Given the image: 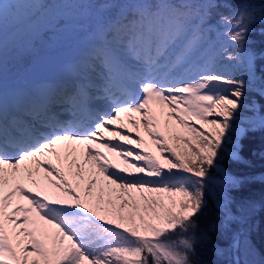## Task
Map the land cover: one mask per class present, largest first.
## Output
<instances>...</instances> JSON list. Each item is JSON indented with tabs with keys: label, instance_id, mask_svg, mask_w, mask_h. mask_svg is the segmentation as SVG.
<instances>
[{
	"label": "snow or ice",
	"instance_id": "6c2138e0",
	"mask_svg": "<svg viewBox=\"0 0 264 264\" xmlns=\"http://www.w3.org/2000/svg\"><path fill=\"white\" fill-rule=\"evenodd\" d=\"M75 2L90 6L80 27L95 43L58 79L6 91L0 39V264H193L210 170L226 147L239 159L240 141L264 132V106L238 124L255 75L256 56L244 44L256 16H221L231 50H217L204 43V10L193 18L189 0ZM221 59L247 78L218 70ZM97 65L103 76L85 86ZM229 203L220 199L210 231L233 219Z\"/></svg>",
	"mask_w": 264,
	"mask_h": 264
},
{
	"label": "trees",
	"instance_id": "16d2710c",
	"mask_svg": "<svg viewBox=\"0 0 264 264\" xmlns=\"http://www.w3.org/2000/svg\"><path fill=\"white\" fill-rule=\"evenodd\" d=\"M38 7L36 9L37 18L47 20L49 26L55 25L59 18H65L70 26L80 27L82 22L81 10L90 6L75 2V0H53L51 3L48 0H41ZM188 8L192 12L193 18L200 14L201 9L204 10L205 14L202 19L210 27L205 28L203 39L210 49V46L217 44V40H213L212 37L215 36L214 31H220L219 28L222 27L221 16L230 17L235 10L244 9L252 12L256 18L258 17L256 23L251 27L252 33H249V38H251L252 46L256 50L255 56L260 59L255 61V81L253 83L255 87L253 88L257 91L252 100L256 109L259 110L261 106H264V95L260 94V89L264 87V22H261L259 18L264 11V0H211V5L205 0H189ZM78 9L80 10L78 11L79 14L75 15L74 11ZM46 32L54 35L52 30L45 29L42 33L45 41L41 39L40 44H37L38 49L41 45L51 41L50 35H48L49 38L44 35ZM83 33L86 34L84 31ZM75 37L82 39L80 32ZM41 51L42 49L40 53ZM261 54L263 55L262 58L259 56ZM36 55L39 53L34 54V56ZM219 63L222 62L219 61ZM225 70L231 75L236 76L237 74L236 71L232 70V67H229L228 70L225 68ZM240 143L242 147L240 148L239 159L226 158L220 162L222 175L236 177L237 182L227 184L228 178H225L224 182L217 185L219 189L213 195H207L208 207L199 218V228L195 233L197 242L195 254L192 257L193 264H230L229 261L227 263V258L220 257L219 252L227 248L226 246L233 248L232 243L237 240L225 239L222 236V231L213 232L208 227L209 224L220 223L222 213L218 204L222 197L230 201L229 208L234 220L236 216L233 215V212L236 204H251L254 207L246 214V218L239 219L238 222H240V229L246 236L247 243L253 246L257 251L256 253L264 258V132L248 134ZM237 227L236 225L235 228L237 229ZM235 234H239V232L237 231ZM170 239H178V234L171 235Z\"/></svg>",
	"mask_w": 264,
	"mask_h": 264
},
{
	"label": "rangeland",
	"instance_id": "374dc122",
	"mask_svg": "<svg viewBox=\"0 0 264 264\" xmlns=\"http://www.w3.org/2000/svg\"><path fill=\"white\" fill-rule=\"evenodd\" d=\"M39 1L41 0H0V5H3L4 15L3 19H0V26H4L5 33L3 35H0V39L3 41V69L4 66H6L5 63H7V59L10 57V55H13L12 57H19L20 52L24 51V53L28 52L27 48L30 49V46L32 44V40L35 36L40 34L41 31L44 29H49L54 32V35H51V41L47 42L45 44V47L51 48L52 46H57L61 48V46H65V43L72 40L74 41L77 39L78 33L80 32V36H82V39L76 40L75 51L77 50L78 53H82L83 51H86L87 48L91 47L92 44L95 43L94 38L89 37L87 34L83 33V30L81 27H76L74 25H69L67 23L64 27H56L55 25L49 26L47 20H39V22L35 23L29 18V13H31L33 10H35L39 4ZM80 11L79 9L77 11H74V14L78 15ZM264 12V11H263ZM262 12V13H263ZM260 18V17H259ZM258 17L256 18V20ZM49 26V27H48ZM79 26V25H78ZM221 26L219 28L220 31L215 32L212 37L213 40H217L216 49L219 50L221 46L229 47V50H231V47L229 46L228 38L227 36H222L221 33L224 32L227 29V25L221 23ZM214 30V29H213ZM252 30H250L246 34V42L244 44V48L248 50L250 54H255L256 50L252 46V40L249 38V33ZM52 32V33H53ZM50 35V34H49ZM217 37V38H216ZM40 38L45 41L44 36H40ZM49 38V36H48ZM215 40V41H216ZM57 43V45H55ZM60 43L61 45L59 46ZM42 46V45H41ZM37 47V46H36ZM212 47V46H210ZM209 48V47H208ZM39 53L41 50V47L38 49L35 48L32 50V53ZM68 49V48H67ZM141 48H137V51ZM210 49V48H209ZM181 47H176L172 49L169 53L170 59H175L176 56L180 55ZM262 58V54L259 55ZM256 59H258L256 57ZM260 59H258L259 61ZM220 62L217 65V69L222 71L223 73L227 75H231L228 73L227 70L229 67H232L233 71H236V77L241 79H246V72L244 67L240 65H236L235 63H230L226 60L221 59ZM180 71H185L184 68H181ZM191 78V77H189ZM255 77H252V84L250 86V91L247 95L246 99V107L241 111L240 119L238 121V124L241 128L245 127L246 124L254 118L253 116V105L255 103L252 101L256 91L253 87L254 86ZM256 106V105H255ZM197 128H199V125H196ZM143 131V130H141ZM132 135H135L133 132ZM147 139V138H146ZM225 155L220 158V162L223 161V159L230 158L233 160L231 153L233 151V148L231 146L225 148ZM221 165L219 166L218 170H210L213 172V176L215 178V183L211 185L208 189V194H214V192L219 189V186H217L220 182H224L225 178H228V176L222 175L221 172ZM183 176V174L178 173L177 177L175 179H179ZM221 185V184H220ZM26 187H30L29 185H25ZM221 187V186H220ZM254 207L251 204L243 205L236 204L235 211L233 212V215L236 216V219H232L225 229L222 230V236L227 238L235 239L237 241H234L232 243V247L226 246L227 248L222 249L219 252L220 257L227 258L230 264H264V258L260 255H258L256 252V249L251 246L249 243H247L246 236L243 235L240 229V222L239 219L246 218V214L253 210ZM221 217V216H220ZM234 225V226H233ZM238 226L237 229L235 226ZM240 230V231H239ZM239 232V234H235V232Z\"/></svg>",
	"mask_w": 264,
	"mask_h": 264
},
{
	"label": "bare ground",
	"instance_id": "6f19581e",
	"mask_svg": "<svg viewBox=\"0 0 264 264\" xmlns=\"http://www.w3.org/2000/svg\"><path fill=\"white\" fill-rule=\"evenodd\" d=\"M59 60H61V59H59ZM59 60L55 61V64H58V66H61L62 63L66 62V59H63V58H62L61 62ZM45 64H46V60L41 59V61H39V63L36 65L35 72L37 73L38 70L41 71L42 67L45 66ZM48 68H50V67H48Z\"/></svg>",
	"mask_w": 264,
	"mask_h": 264
}]
</instances>
